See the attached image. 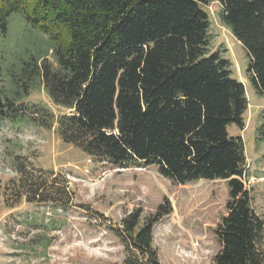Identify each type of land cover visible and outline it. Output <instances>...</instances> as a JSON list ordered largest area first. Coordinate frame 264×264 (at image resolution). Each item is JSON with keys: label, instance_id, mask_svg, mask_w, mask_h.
<instances>
[{"label": "trees", "instance_id": "trees-1", "mask_svg": "<svg viewBox=\"0 0 264 264\" xmlns=\"http://www.w3.org/2000/svg\"><path fill=\"white\" fill-rule=\"evenodd\" d=\"M218 2L223 24L248 55L249 82L264 97V0H0L4 36L10 16L19 14L54 46L24 61L31 78L24 98L3 91L0 58V128L4 121L56 126L88 157L122 169L155 167L176 186L226 180L227 213L211 264H264V218L245 187L246 146L229 132L245 128L246 86L234 78L231 61L210 49L206 7ZM41 88L69 113L56 116L45 103L25 102ZM14 166L12 184L0 181V198L15 197L10 209L69 196L66 187L57 189L67 181L53 170L19 156ZM167 206L146 219L135 210L111 227L124 248L122 264H162L154 230L173 212Z\"/></svg>", "mask_w": 264, "mask_h": 264}, {"label": "rangeland", "instance_id": "rangeland-1", "mask_svg": "<svg viewBox=\"0 0 264 264\" xmlns=\"http://www.w3.org/2000/svg\"><path fill=\"white\" fill-rule=\"evenodd\" d=\"M210 16V49L222 52L232 63L234 78L246 86L249 100L244 130L232 126V137L246 146L245 187L256 212L264 218V141H260L264 97L249 82V58L242 44L223 24L221 4L206 7ZM54 46L49 36L36 31L19 14L10 16L8 34L0 32L3 91L10 98H24L23 84L31 83L24 61L47 53ZM51 57V56H50ZM24 100V99H23ZM25 102L45 103L58 116L69 113L55 107L46 91L33 90ZM19 156L36 168L53 170L66 179L69 196L55 203L20 202L14 209L9 195L0 198V264H122L125 252L111 227L135 210L146 219L159 206L173 208L154 230V245L162 264H211L220 251L216 229L227 213V181H197L174 185L158 175L155 167L122 169L88 157L75 145L33 123L4 121L0 128V181L17 178L14 160ZM36 170V174L39 173ZM7 200V201H6ZM46 242H51L47 248Z\"/></svg>", "mask_w": 264, "mask_h": 264}]
</instances>
